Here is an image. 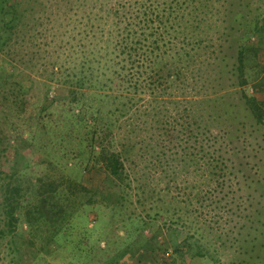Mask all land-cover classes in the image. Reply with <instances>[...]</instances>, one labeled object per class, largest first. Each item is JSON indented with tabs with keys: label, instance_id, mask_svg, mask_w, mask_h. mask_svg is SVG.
<instances>
[{
	"label": "trees",
	"instance_id": "16d2710c",
	"mask_svg": "<svg viewBox=\"0 0 264 264\" xmlns=\"http://www.w3.org/2000/svg\"><path fill=\"white\" fill-rule=\"evenodd\" d=\"M76 1L80 3V0ZM62 2L71 8L74 0ZM255 2L90 0V10L83 8L81 14L77 11L80 15L77 20L85 19L89 23L90 54L114 53L115 56L103 62L97 56H90L87 65L83 59L80 74L74 71L63 75L53 66L50 69L48 66L46 72L49 75L42 82L44 97L50 82L57 80L65 86L66 95L62 100L67 101L68 107H61L62 111L53 119L51 128H43L40 114L39 121L31 129L29 120L28 124L18 118L27 114L32 117L31 114L35 110L42 111L46 103H41L39 97L30 96L36 79L24 77L19 70L13 69L15 66L5 53L11 52L12 37L19 34V28L29 26V17L34 22L30 23L29 33H24V36L28 34L30 40L34 38L31 30L39 18L35 6L38 3L43 5L44 11L47 4L44 0H0V121L3 119L0 122V155L10 146L15 152L19 151L21 131H28L30 144L34 143L35 137L46 138L52 144L45 170L31 172L26 165L17 164L19 160L16 159L15 165L11 166V171L16 173L8 180H0V218L6 214L14 226L19 220L18 209L21 215L25 207L40 206L38 212L52 223L55 221L56 232L57 227H61L59 219L72 217L73 212L84 204L83 197L91 195L86 186L63 172L62 168L68 161L87 171L95 168L99 172H107L114 183L128 184L125 183L126 173L123 174L125 164L146 156L140 150L150 152L148 164L162 163L164 156L167 162L169 160L167 148L180 145L188 158L184 161H190V164L183 161L184 165L199 166L208 187L212 182L222 186L228 165L221 146L217 144L221 137L217 138L214 130H232V122L225 121L222 125L224 118L219 121L222 117H229L226 115L228 107L233 105L227 101L229 95L231 97L229 91L233 90L230 88L241 87L248 82L247 59L252 61L260 50L259 46L248 43L254 36L264 37V11L261 5L254 7ZM80 4L83 5V0ZM24 36L20 48L26 42ZM208 47L212 48L210 55L205 52ZM225 47L233 49L232 61L226 59ZM120 55L129 61L122 64L129 75H118L119 79L128 80L134 93L128 89H114L122 83L118 84L115 75L108 73ZM85 68L90 74L84 72ZM225 77L230 83L220 93L222 88L216 90L217 85L223 86ZM142 81L152 96L149 112L153 115L150 117L162 115L154 119L158 123L163 122L159 141H155L154 134L151 138H136L137 125H133V120L140 107L134 94L145 86ZM259 83L264 88V78L261 77ZM208 84L213 87V92L209 91ZM86 86L90 87V96L83 91ZM180 90L182 95H178ZM221 97H224L222 102L218 100ZM182 99L187 103L183 112L179 108ZM153 101L157 104L154 105ZM239 101L254 120L263 122L264 99L242 90ZM51 104L53 101L44 106L48 108ZM110 104L113 107H108ZM75 107L80 110L75 111ZM146 110L144 107L142 112ZM125 113L131 116L126 121L128 131L116 141L112 135L113 126ZM39 122L41 125L37 126ZM12 138L17 140L11 141ZM183 142H187V147ZM25 195L36 197L37 201H27ZM206 196L209 197L208 194ZM2 236H5V230L1 227L0 238ZM177 251L182 255L183 251Z\"/></svg>",
	"mask_w": 264,
	"mask_h": 264
},
{
	"label": "rangeland",
	"instance_id": "374dc122",
	"mask_svg": "<svg viewBox=\"0 0 264 264\" xmlns=\"http://www.w3.org/2000/svg\"><path fill=\"white\" fill-rule=\"evenodd\" d=\"M44 1L47 4L44 11L43 5L38 3L35 6L39 18L31 30L34 38L30 40L28 34L24 36L29 33L30 23L34 22L29 17V26L19 28V34L12 37L11 52L5 53L15 66L13 69L19 70L24 77L36 79L30 96L39 97L41 103L53 101L48 108L44 104L42 111L35 110L32 117L27 114L18 118L27 123L29 120L31 129L39 121L40 114L43 128H51L53 119L62 111L61 107H68L67 101L62 100L66 95L65 86L57 80L50 82L44 97L42 82L49 75L46 72L48 66L63 75L74 71L80 74L83 59L87 65L90 56H97L101 62L115 56L114 53L90 54L89 23L85 19L77 20L80 16L77 11L81 14L83 8L90 10V0H83V5L80 4L82 0L80 3L74 0L71 8L65 6L64 0ZM255 1L254 7L261 5L264 11L261 0ZM23 36L26 42L20 48ZM248 43L260 47L258 56H253L252 61L247 59L248 82L230 88L233 90L229 91L231 97L229 95L227 101L233 105L228 107L226 115L229 117L219 120L224 118L222 125L225 121L232 122L233 128L230 131L214 130L216 137H221L217 144L221 146L228 165L222 186L212 182L208 187L199 166L184 165L186 157L180 145L167 148L169 160L167 162L164 156L162 163L148 164L150 152L140 150L146 156L125 164L123 174L126 173L125 183L128 184L114 183L107 172L95 168L87 171L68 161L63 172L86 186L91 195L83 197L84 204L73 212L72 217L59 219L61 227H57L56 232L55 221L52 223L42 216L38 212L40 206L25 207L21 215L18 209L19 220L14 226L9 216L3 213L0 228L5 230V236L0 238V264H264V119L261 123L254 120L239 101L242 90L264 99V88L259 83V79L264 78V37L254 36ZM211 49L208 47L205 51L207 55ZM225 49L226 59L232 61L233 49ZM115 59L108 73L115 75L117 83L122 84L114 89H128L134 93L128 80L121 81L118 76L129 75L122 66L129 61L123 55ZM88 70L85 68L84 72L89 73ZM228 82L226 77L223 78V86L217 85L216 90L222 88L219 92H224L223 87ZM208 89L213 92L210 84ZM83 91L90 96V87L86 86ZM136 93L138 95L134 96L140 107L133 120V125H137L136 138L155 136V141H159L163 122L154 119L162 115L150 117L153 115L149 112L152 96L146 84ZM178 95H182L181 90ZM223 99L218 100L222 102ZM179 105L183 112L187 103L182 99ZM144 107L148 111L143 113ZM78 110L80 108L75 107V111ZM121 115L112 130L116 141L127 134L126 121L131 117L126 113ZM40 125L39 122L37 126ZM28 135V131H21L19 151L15 152L10 146L0 155L1 181L16 173L11 171L16 159L19 160L17 164L26 165L31 172L46 169L52 144L39 137L33 138L34 143L30 144ZM186 143L183 142L184 147H187ZM25 198L37 201L36 197L29 195ZM177 249L183 251L182 255Z\"/></svg>",
	"mask_w": 264,
	"mask_h": 264
}]
</instances>
